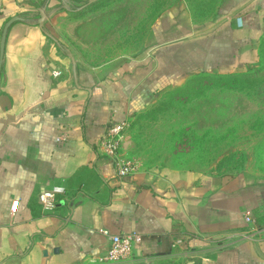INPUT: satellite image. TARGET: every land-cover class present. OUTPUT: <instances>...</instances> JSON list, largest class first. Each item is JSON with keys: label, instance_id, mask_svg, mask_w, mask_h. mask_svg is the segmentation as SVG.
Wrapping results in <instances>:
<instances>
[{"label": "crops", "instance_id": "obj_1", "mask_svg": "<svg viewBox=\"0 0 264 264\" xmlns=\"http://www.w3.org/2000/svg\"><path fill=\"white\" fill-rule=\"evenodd\" d=\"M62 11L60 0H0V57L6 23L24 19L9 26L0 71V264H101L110 245L102 229L137 235L131 259L112 264L175 253L188 264H264V176L140 167L120 179L98 152L111 122L130 121L192 76L258 62L264 0H220L203 21L176 4L139 54L98 65L62 42ZM53 189L65 193L48 211L40 195Z\"/></svg>", "mask_w": 264, "mask_h": 264}, {"label": "rangeland", "instance_id": "obj_2", "mask_svg": "<svg viewBox=\"0 0 264 264\" xmlns=\"http://www.w3.org/2000/svg\"><path fill=\"white\" fill-rule=\"evenodd\" d=\"M56 32L78 62L98 65L135 56L151 24L186 3L196 20L220 0H60ZM122 153L141 168L264 176V38L259 61L230 75L192 76L129 121ZM182 253L141 264H188Z\"/></svg>", "mask_w": 264, "mask_h": 264}, {"label": "built area", "instance_id": "obj_3", "mask_svg": "<svg viewBox=\"0 0 264 264\" xmlns=\"http://www.w3.org/2000/svg\"><path fill=\"white\" fill-rule=\"evenodd\" d=\"M62 70H54L53 76L60 77ZM129 121L111 122L105 133L98 142V152L101 156L113 160L116 168V176L120 179L134 174L140 169V164L136 160L126 157L121 149L126 139ZM64 194V189L46 190L40 195V202L45 210L52 211L57 206L59 194ZM11 211L16 212L19 201L13 203ZM245 220L249 224H254V217L250 211L245 212ZM101 232L110 239V245L105 254L97 260L101 264H112L129 260L134 254L137 235L135 233H116L102 229ZM182 240H178L175 245H180Z\"/></svg>", "mask_w": 264, "mask_h": 264}, {"label": "water", "instance_id": "obj_4", "mask_svg": "<svg viewBox=\"0 0 264 264\" xmlns=\"http://www.w3.org/2000/svg\"><path fill=\"white\" fill-rule=\"evenodd\" d=\"M42 14V17L40 18V24H43V21H44V17H45V10H42L41 12ZM18 20H24L23 18L21 17H13L11 18L5 25L4 29H3V35H2V40H1V57H0V71H1V65H2V59H3V55H4V47H5V41H6V36H7V32H8V29H9V26L15 22V21H18Z\"/></svg>", "mask_w": 264, "mask_h": 264}]
</instances>
